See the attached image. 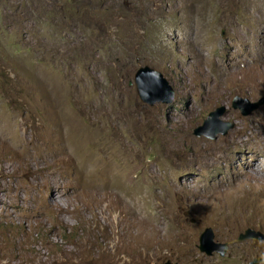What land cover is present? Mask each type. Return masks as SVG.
Returning <instances> with one entry per match:
<instances>
[{"label":"rangeland","instance_id":"374dc122","mask_svg":"<svg viewBox=\"0 0 264 264\" xmlns=\"http://www.w3.org/2000/svg\"><path fill=\"white\" fill-rule=\"evenodd\" d=\"M262 54L264 0H0V264L264 260L236 241L264 235V105L232 108L264 99ZM144 66L173 103L139 99ZM217 109L233 129L196 137Z\"/></svg>","mask_w":264,"mask_h":264},{"label":"water","instance_id":"95a60500","mask_svg":"<svg viewBox=\"0 0 264 264\" xmlns=\"http://www.w3.org/2000/svg\"><path fill=\"white\" fill-rule=\"evenodd\" d=\"M135 84L136 92L139 99L149 106H154L157 103L171 104L174 102L175 93L169 85L167 79L163 74L149 66L141 67L134 76V81L130 85ZM264 105V99L252 103L247 99H242L239 96L234 98L232 107L240 110L243 116H249L261 106ZM224 109H217L211 112L203 125L196 128L194 135L197 137L204 136L210 140H215L218 135H227L233 129L230 123H223L220 117L223 115ZM247 240L262 241L264 235L259 232L247 230L241 233L236 239L237 242H244ZM229 247V243H219L215 241V235L211 228H206L199 237V244L197 248L201 253L207 256L220 254L225 256ZM263 258H255L249 264L263 263ZM164 264H179L167 261Z\"/></svg>","mask_w":264,"mask_h":264},{"label":"bare ground","instance_id":"6f19581e","mask_svg":"<svg viewBox=\"0 0 264 264\" xmlns=\"http://www.w3.org/2000/svg\"><path fill=\"white\" fill-rule=\"evenodd\" d=\"M262 55H264V54H262ZM263 57V56H262ZM264 58V57H263ZM261 60V59H260ZM264 63V62H263ZM244 128V127H243ZM249 142H251V141H249ZM260 142V143H259ZM253 143V142H252ZM258 143L259 144H256V143H253V147H254V149H255V151H258V152H262V151H264V148H263V146H264V139L261 141L260 139H259V141H258ZM244 144V143H243ZM247 145V144H246ZM245 145V146H246ZM251 145V144H250ZM252 148V147H251ZM217 158V157H216ZM194 160V159H193ZM257 160V157L256 156H252V157H250L249 159H248V162H249V164H251V165H253V163L255 162ZM199 161V160H198ZM197 161V162H198ZM192 162V161H191ZM195 162V161H194ZM261 165V164H260ZM193 168H194V170H193V172L195 171L197 174H199V173H206L207 172V164H206V162L205 161H201L200 162V164H193V166H192ZM263 167V166H262ZM264 168V167H263ZM253 170L256 172V170H255V168H253ZM208 173V172H207ZM257 174H260V173H258V172H256ZM203 175V174H202ZM202 181V180H201ZM197 182V181H196ZM203 183V185H205L206 187H207V189H209V184H208V182H207V180H205L204 182H202ZM124 184V183H123ZM196 185V184H195ZM198 186V185H197ZM211 187V186H210ZM196 188V187H195ZM198 191V190H197ZM197 191H194L193 192V198H194V200L196 199V197H197V194L199 193V192H197ZM209 191V190H208Z\"/></svg>","mask_w":264,"mask_h":264},{"label":"clouds","instance_id":"9594fccd","mask_svg":"<svg viewBox=\"0 0 264 264\" xmlns=\"http://www.w3.org/2000/svg\"><path fill=\"white\" fill-rule=\"evenodd\" d=\"M243 99V98H242ZM234 101V100H233ZM260 101V100H259ZM258 102V101H257ZM255 103V102H254ZM232 104H233V102H232ZM233 108V107H232ZM234 109V108H233ZM235 110H237V109H235ZM258 110V109H257ZM256 110V111H257ZM240 111V110H239ZM214 112V111H213ZM241 113V112H240ZM254 113V112H253ZM251 115V114H250ZM231 124V123H230ZM233 125V124H232ZM231 131V130H230ZM222 136H224V135H222ZM226 136V135H225ZM197 137V136H196Z\"/></svg>","mask_w":264,"mask_h":264}]
</instances>
